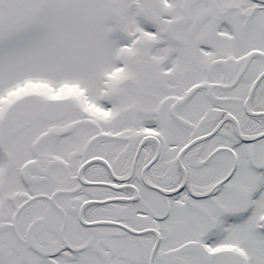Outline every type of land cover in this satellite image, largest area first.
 I'll return each instance as SVG.
<instances>
[{
    "label": "snow or ice",
    "instance_id": "1",
    "mask_svg": "<svg viewBox=\"0 0 264 264\" xmlns=\"http://www.w3.org/2000/svg\"><path fill=\"white\" fill-rule=\"evenodd\" d=\"M0 264H264V0H0Z\"/></svg>",
    "mask_w": 264,
    "mask_h": 264
}]
</instances>
